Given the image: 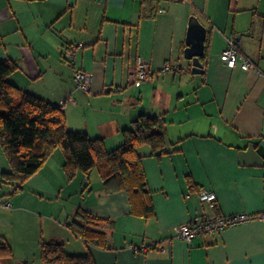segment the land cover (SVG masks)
Listing matches in <instances>:
<instances>
[{"label": "crops", "instance_id": "0c3cea01", "mask_svg": "<svg viewBox=\"0 0 264 264\" xmlns=\"http://www.w3.org/2000/svg\"><path fill=\"white\" fill-rule=\"evenodd\" d=\"M192 15L208 30L203 73L184 57ZM231 37L256 71L221 59ZM80 42L76 65L92 74L88 90L75 87L65 55ZM139 58L155 73L141 85L132 77ZM7 59L18 63L8 78L23 90L58 105L73 97L64 107L70 130L114 150L134 119L157 116L165 152L138 149L154 206L147 217L133 213L126 190L107 192L97 170L68 180L61 149L14 196L0 185L12 203L0 212V245L15 254L3 264L41 260L42 240L65 242L73 255L90 252L97 264H264L257 216L191 244L177 236L181 223L204 215L264 209V0H0V60ZM171 59L187 68L160 72ZM10 170L0 145V174ZM204 188L216 194L215 206L200 199ZM79 210L96 218L94 240L71 227Z\"/></svg>", "mask_w": 264, "mask_h": 264}, {"label": "trees", "instance_id": "16d2710c", "mask_svg": "<svg viewBox=\"0 0 264 264\" xmlns=\"http://www.w3.org/2000/svg\"><path fill=\"white\" fill-rule=\"evenodd\" d=\"M205 57L206 53L203 61ZM18 67L14 60H0V145L11 165L10 171L0 174V185H7L9 190L12 185L22 189L45 166L53 152L61 149L66 155L63 167L68 180H73L79 172L97 170L107 192L126 190L134 214L153 215L152 194L142 164L143 156L138 149L149 145L158 156L165 152L160 117L141 114L133 120L131 127L123 130V144L109 150L104 138L70 130L67 115L58 104L11 82L8 77ZM190 184L195 188L192 180ZM16 193L10 190L6 195ZM6 195L2 197L6 198ZM95 219L92 214L79 210L71 227L86 241H91L100 234L90 224ZM6 258L13 259L15 254L9 244H2L0 264ZM41 260L45 264H97L90 252L73 255L67 252L64 243L43 240Z\"/></svg>", "mask_w": 264, "mask_h": 264}, {"label": "built area", "instance_id": "2783aa9c", "mask_svg": "<svg viewBox=\"0 0 264 264\" xmlns=\"http://www.w3.org/2000/svg\"><path fill=\"white\" fill-rule=\"evenodd\" d=\"M186 2L189 0H172ZM165 9H160V12H164ZM84 43H78V46H74L71 49H67L65 55L67 60L74 66V84L76 88L88 90L92 82V74L85 71L81 67L76 65V50L78 47L83 46ZM221 59L227 63L230 67H234L240 59V64L244 70L256 71L254 61L246 56H240L237 48L236 39L231 37L228 39V45L221 53ZM187 67L179 64L174 59L166 62L160 69V72H179ZM189 70V67L188 69ZM154 72L149 63L142 58H139L132 71L133 81L137 85H141L150 81ZM68 101L73 102V97L69 96L59 103V106L64 109ZM11 191H19V188L15 185L10 186ZM200 199L207 201L211 206L216 205V194L207 189H202L200 192ZM12 203L4 197H0V212L2 209L11 208ZM257 216L261 221H264V209L257 214H251L248 212H239L232 215H204L200 219L195 221H185L178 226V237L188 242L189 244L204 234L221 231L226 227L235 226L241 223L250 221L253 217ZM158 244L154 243L151 247H156ZM136 252L141 250H147V246L140 248L132 247ZM167 249V247H163Z\"/></svg>", "mask_w": 264, "mask_h": 264}, {"label": "water", "instance_id": "95a60500", "mask_svg": "<svg viewBox=\"0 0 264 264\" xmlns=\"http://www.w3.org/2000/svg\"><path fill=\"white\" fill-rule=\"evenodd\" d=\"M207 33V27L196 15H192L189 21L184 57L192 61L193 73H203L205 70L202 57L205 55Z\"/></svg>", "mask_w": 264, "mask_h": 264}, {"label": "rangeland", "instance_id": "374dc122", "mask_svg": "<svg viewBox=\"0 0 264 264\" xmlns=\"http://www.w3.org/2000/svg\"><path fill=\"white\" fill-rule=\"evenodd\" d=\"M97 177H99V176H97ZM21 252H22V250H21ZM17 254H19V253L17 252ZM40 263H41V260H40L39 256L37 258L36 255H32V257L29 258L28 264H40ZM46 264H52V263H46Z\"/></svg>", "mask_w": 264, "mask_h": 264}, {"label": "bare ground", "instance_id": "6f19581e", "mask_svg": "<svg viewBox=\"0 0 264 264\" xmlns=\"http://www.w3.org/2000/svg\"><path fill=\"white\" fill-rule=\"evenodd\" d=\"M20 193H21V192H20ZM13 196H14V195H13ZM6 197H7V196H6ZM11 197H12V196H11ZM79 207H80V206H79ZM79 207H78V208H79ZM73 215H74V214H73ZM73 219H74V216H73ZM193 221H194V220H193ZM69 225H70V224H69ZM70 231H71V230H70ZM73 234H74V233H73ZM177 234H178V233H177ZM177 236H178V235H177ZM76 237H77V236H76ZM78 238H79V237H78ZM79 239H80V238H79ZM63 240H64V239H63ZM63 240H62V241H63ZM79 241H80V240H79ZM80 242H81V241H80ZM64 243H65V242H64ZM66 243H67V242H66ZM83 243H84V242H83ZM84 246H85V245H84ZM134 252H135V251H134ZM137 252H138V251H137ZM142 253H143V252H142Z\"/></svg>", "mask_w": 264, "mask_h": 264}]
</instances>
